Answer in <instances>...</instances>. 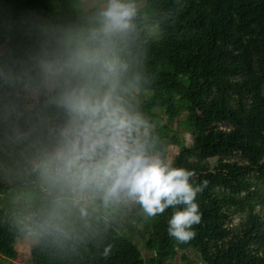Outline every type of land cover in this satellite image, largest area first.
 Masks as SVG:
<instances>
[{
  "label": "clouds",
  "instance_id": "obj_1",
  "mask_svg": "<svg viewBox=\"0 0 264 264\" xmlns=\"http://www.w3.org/2000/svg\"><path fill=\"white\" fill-rule=\"evenodd\" d=\"M0 0V197L37 241L72 246L117 211L195 235L201 186L156 147L139 106L141 0H90L73 14Z\"/></svg>",
  "mask_w": 264,
  "mask_h": 264
},
{
  "label": "trees",
  "instance_id": "obj_2",
  "mask_svg": "<svg viewBox=\"0 0 264 264\" xmlns=\"http://www.w3.org/2000/svg\"><path fill=\"white\" fill-rule=\"evenodd\" d=\"M26 5L73 14L78 3L5 0L3 7ZM144 12L139 106L161 153L181 140L178 128L191 136L172 162L201 186L195 235H169L171 206L147 217L131 205L83 242L53 246L30 235L0 197V259L15 260L16 242L31 236L32 264H169L182 245L194 246L204 264H264V0H145ZM147 23L157 25L159 41L146 35ZM234 215L241 218L232 223ZM135 236L151 254L146 260Z\"/></svg>",
  "mask_w": 264,
  "mask_h": 264
},
{
  "label": "rangeland",
  "instance_id": "obj_3",
  "mask_svg": "<svg viewBox=\"0 0 264 264\" xmlns=\"http://www.w3.org/2000/svg\"><path fill=\"white\" fill-rule=\"evenodd\" d=\"M78 5H87L90 3V0H77ZM144 5L145 0H141V14L145 17L144 12ZM145 33L148 37H150L152 40L159 41L161 38L160 31L157 28V25L154 23H147L145 25ZM185 118V114H181L179 117V121H182ZM164 123L168 124V121L165 120ZM170 125L173 126V129L176 128L175 122L170 123ZM225 124H221L220 128L226 130L227 127H225ZM179 135L181 136V140L177 143L175 146H169L167 149V157L173 160L174 156L178 153L179 149L183 146L190 145L191 143V136L190 134L186 133L183 129L178 128ZM234 160H237V157H234ZM214 160H209L210 164H214ZM2 201H9L7 198L2 197ZM124 209V208H123ZM240 215H234L232 219V223H235L239 220ZM132 243L137 245V241H139L138 237H132L130 240ZM35 242V239L33 237H26L22 240H19L16 242V250H17V257L15 260H5L0 259V264H32L30 261V254L29 249L31 245ZM137 247L140 249V246L137 245ZM142 257L146 260L151 256L150 252L147 250L141 248L140 249ZM176 256L171 260L168 261L169 264H204L202 260L199 257V254L197 253L194 246H179L176 248Z\"/></svg>",
  "mask_w": 264,
  "mask_h": 264
}]
</instances>
